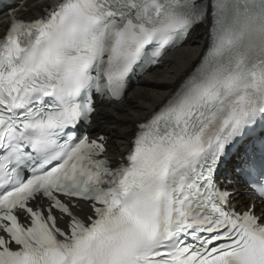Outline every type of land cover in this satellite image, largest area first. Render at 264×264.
<instances>
[{
  "label": "snow or ice",
  "instance_id": "1",
  "mask_svg": "<svg viewBox=\"0 0 264 264\" xmlns=\"http://www.w3.org/2000/svg\"><path fill=\"white\" fill-rule=\"evenodd\" d=\"M0 35V264H264V0H55ZM211 14L202 62L125 157L81 131ZM239 167V166H238ZM243 207V210H238ZM259 212V215L257 214Z\"/></svg>",
  "mask_w": 264,
  "mask_h": 264
},
{
  "label": "bare ground",
  "instance_id": "2",
  "mask_svg": "<svg viewBox=\"0 0 264 264\" xmlns=\"http://www.w3.org/2000/svg\"><path fill=\"white\" fill-rule=\"evenodd\" d=\"M44 1L48 0H32L29 6L37 8ZM4 23L5 18H1L0 30L3 29ZM204 43V36L189 46L184 43L171 53L167 69L147 72L140 85L131 90L123 105L108 110V114L121 123L117 131H112L118 134L115 136L117 141L126 140L135 122L159 106L174 91L179 81L192 69Z\"/></svg>",
  "mask_w": 264,
  "mask_h": 264
}]
</instances>
